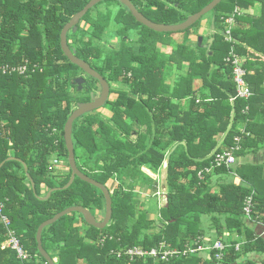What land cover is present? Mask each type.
<instances>
[{"label":"trees","instance_id":"obj_1","mask_svg":"<svg viewBox=\"0 0 264 264\" xmlns=\"http://www.w3.org/2000/svg\"><path fill=\"white\" fill-rule=\"evenodd\" d=\"M88 1L0 0V202L30 255L21 260L10 247L2 248L7 232L0 222V264H47L37 249V228L67 207L79 205L95 217L104 216L102 192L78 177L67 188L43 198L70 178V168L64 176L48 178L53 173L50 162L64 157L69 167L65 122L77 103L89 101L93 85L99 84L87 76L83 84L88 89H79L75 79L83 71L60 46L63 26ZM131 1L150 21L177 24L212 0ZM256 2L259 15L240 12ZM99 6L105 10L99 11ZM230 15L235 19L231 41L222 34ZM208 16L213 32L197 34ZM81 22L88 25L86 37L80 34L84 32ZM112 23L123 37L136 30V50L121 46L104 51L99 40ZM67 42L110 86L105 105L78 117L72 125L77 167L102 184L115 179L117 185L111 192L112 217L106 227L88 225L80 213L73 212L43 229L42 246L52 259L57 258L55 264H215L214 253L205 256L203 251L178 254L164 262L153 258L130 261L110 254L130 246L149 249L160 242L179 250L195 247L207 229L203 218L227 246L220 264H257L243 258L252 252L264 254V237L248 225L252 221L245 220L243 202L252 196V223L263 224V167L237 163L230 169H216V173L233 172L240 180L222 183L216 191L211 188L212 173L200 180L197 172L209 164L219 135L222 142L217 151L242 136L238 159L245 150L264 142V0H221L193 25L177 32L153 31L138 23L118 0H102L85 13L75 32L67 33ZM166 46L171 49L168 53L162 50ZM231 50L244 58L245 79L252 92L247 100L231 101L236 94L234 76L225 60ZM25 60L29 68L37 63L41 71L2 73L1 66H17ZM172 72L171 84L167 76ZM196 81H200L198 88ZM112 84L117 86L112 88ZM104 108L111 112L105 119ZM175 145L166 166L167 204L160 207L157 218L148 217L147 211H138L132 186L149 177L142 167L158 171ZM10 151L14 159H8ZM151 187L156 191V183ZM76 220L85 225L84 233ZM201 238L199 243H206Z\"/></svg>","mask_w":264,"mask_h":264},{"label":"water","instance_id":"obj_2","mask_svg":"<svg viewBox=\"0 0 264 264\" xmlns=\"http://www.w3.org/2000/svg\"><path fill=\"white\" fill-rule=\"evenodd\" d=\"M102 0H89L86 5L77 13L73 15V17L63 26L61 33H60V46L64 53V55L71 61L73 64L77 65L85 74H87L90 77H93L96 79L100 86V95L98 97H95L93 92L90 94V100L87 102H79L77 103L76 108L72 111V113L67 118L65 125H64V143L67 150V162L69 165V168L71 170V175L68 180V182L62 186V187H55L50 189L47 194L43 198H48L50 194L60 188H67L72 184L74 179L76 177L80 178L81 180L95 186L98 188L105 199V212L104 216L101 221H98L95 216L85 207L83 206H70L65 208L64 210L56 213L53 217L43 221L37 228L36 231V243H37V249L40 255L46 260L47 264H55V260L51 258V256L46 252V250L42 246V231L43 229L57 221L62 216L77 212L80 213L84 219V221L95 228L102 229L108 225V223L111 220L112 217V200H111V192L106 184H102L93 178L89 177L88 175L84 174L76 164L75 160V154H74V144L72 140V125L74 121L82 116L85 113L91 112L93 110L99 109L102 106L105 105L109 93H110V86L107 83V81L93 68L90 67V65L82 60L81 58L77 57L75 55V49L71 48L67 42V33L72 30L75 32L78 27V23L80 19L85 15V13L98 4ZM120 3H122L131 13V15L134 17V19L144 25L145 27L156 31V32H177L185 30L186 28L193 25L196 21H198L203 15L207 14L213 8H215L218 3L221 0H212L210 3H208L206 6H204L201 10L198 12L190 15L187 17L184 21L177 23V24H160L155 23L147 19L132 3L131 0H118ZM225 35V33H222ZM213 41V37L209 38V43ZM75 82L79 89L82 88L83 83L85 82L84 77H78L75 79ZM221 145V142L217 145L214 152H216ZM175 146L169 151V153L166 155L165 163L167 164L170 153L174 150ZM165 185H166V179H165ZM33 186V183H32ZM164 197V204H167V193L163 196ZM163 204V205H164Z\"/></svg>","mask_w":264,"mask_h":264},{"label":"built area","instance_id":"obj_3","mask_svg":"<svg viewBox=\"0 0 264 264\" xmlns=\"http://www.w3.org/2000/svg\"><path fill=\"white\" fill-rule=\"evenodd\" d=\"M233 16H227L225 18V22L228 25L227 30L225 31V38L226 40L231 41V27L233 25ZM227 62H229L232 66V74L234 76V83H235V90L236 94L231 99L234 100L236 98H242L247 100L251 95L252 92L248 86V83L245 79L248 71L244 68V58L236 54L233 50L229 52V55L225 59ZM36 69H39L41 71L42 68L37 63L32 64L29 68V62L25 60L22 64L17 66H9V65H3L1 66L2 73H17L20 75L27 74V71L30 70V72H34ZM248 110V107L246 106L242 112L246 113ZM247 135L248 132H245ZM241 139L242 136H235L234 137V144L230 147H227L221 151H216L212 155V158L210 159V162L208 165L202 167L197 172V177L200 180H203L206 175H209L213 173L216 169L219 168H226L230 169L234 164L238 163V157L236 153L240 151L241 149ZM50 167L55 168H68L65 166L59 158H52L50 162ZM254 207L253 199L251 195H248L245 197L243 202V214L247 219L251 220L252 217V209ZM0 222L2 223L4 229L7 232V242L6 245L2 246L4 247H10L12 250L16 252V256L21 260H26L30 257L29 253L23 248L21 245L17 235L15 234L14 230L11 228V220L10 218L4 213V203L0 202ZM264 227V223L261 224ZM199 240V239H197ZM195 247L188 246L185 247L183 250H179L176 248H170L168 245H166L165 242H160L158 246L152 247L149 249H144L139 246H130L126 248H121L117 250H111L110 254L121 258L126 257L130 261H135L137 259L146 260L148 258H153L155 261H167L169 258L178 255L183 254L187 255L188 253H195L199 251H208L213 252L214 260L216 261L215 264H220L221 261L224 258V253L226 249V244L220 240L216 239L210 244L206 243H199V241L195 242ZM239 245L237 244L235 246L236 249H238ZM145 264H154L153 262H146Z\"/></svg>","mask_w":264,"mask_h":264},{"label":"rangeland","instance_id":"obj_4","mask_svg":"<svg viewBox=\"0 0 264 264\" xmlns=\"http://www.w3.org/2000/svg\"><path fill=\"white\" fill-rule=\"evenodd\" d=\"M114 7L118 8V3H115ZM99 9H101L99 11H104L105 10V6L104 7L103 6H99ZM209 18L210 17L208 16V18H205V19H209ZM233 23H235V19L233 20ZM81 26L84 29V32H81L80 34L84 33V37L88 36L89 35V30L85 31V30H87L88 25L85 24L84 22H81ZM115 27L116 26L113 23L110 25V27L108 26V28L106 29V32L103 33L102 39L99 40V45L103 47L104 51L109 52V51L117 49V48H119L121 46L122 47L123 46L124 47H132L134 50H136V48L138 47V42H139V41L137 42L138 35H137L136 30H134L131 33H128V35L124 36L125 37L124 38L123 36L118 35V33L116 32V28ZM192 29H195V27H193ZM224 33H225V31H224ZM177 34L182 35V33H177ZM205 36H207V35H205ZM207 42L209 43V39H208ZM162 49L166 53H168L171 50L170 47L169 48L168 47H162ZM80 75H81V77H84V78H86L88 76L84 72L81 73ZM116 86H117L116 84H112L111 85L112 88H114ZM84 87H85V89H88L86 87V85L83 84L82 89ZM124 89H126V88H124ZM92 92H93L95 97H98L100 95V86H99V84L95 83V85H93ZM115 96L116 95L114 93H112L110 95V98L113 99V97H115ZM108 98H109V96H108ZM75 108H76V106L74 107V109ZM101 113H102L103 118L105 119L111 112H110L109 109L104 108V109H101ZM142 129L143 128L141 127V130ZM133 139H135V136L133 137ZM62 159L60 158V160L64 164L65 163V158L62 157ZM235 165H237V164H234L232 166V168ZM68 168L63 169V168L50 167L49 171L53 172V173H49L48 174V178H50V179L55 178L56 175L64 176V175L67 174ZM58 171H60V173ZM145 173L149 177H147L145 179H142V180H140L138 178L139 180H137L135 182V184L132 186V188H133L132 192H133V195H135V198H136L135 201L137 202L138 211L145 210V211H147V216L148 217H156L157 218V214L159 213L160 207H162L163 204L165 203L164 202V197H163L166 194V190H167L166 185H165V181H164L165 180L164 179L165 176H164V178H162L161 174L160 175L159 174H157V175L152 174L151 175V173H148L146 171H145ZM237 179H238V181H237ZM234 181L238 183L240 180H239V178H235V180L233 179V182ZM115 182H116V180L113 179V183H115ZM154 183H156V191H154V189L151 187V185H153ZM109 187H110L109 190L113 191L114 188L112 189V187L110 185L108 186V188ZM102 217H103L102 214L99 213L98 216H96L95 218L98 221H101ZM207 220H208L207 218H203L202 219L203 226H204L205 222H207ZM245 220L248 222L250 219L245 218ZM251 221L253 222V220H250V222ZM75 225L80 229L81 233H84L85 225L79 224L78 220H76ZM204 236L206 237L205 238L206 239L205 242H206L207 245L212 243L214 240L217 239V235L214 232H211L209 234H205L204 233ZM263 237H264V232H263ZM202 255L207 256L208 255V251L203 252ZM54 260L57 261V258H55Z\"/></svg>","mask_w":264,"mask_h":264},{"label":"crops","instance_id":"obj_5","mask_svg":"<svg viewBox=\"0 0 264 264\" xmlns=\"http://www.w3.org/2000/svg\"><path fill=\"white\" fill-rule=\"evenodd\" d=\"M260 11H261L260 3L259 2H256L249 9H247L245 11H240V12L248 13L251 16H257V15L260 14ZM196 32L199 35H208V34L210 35L213 32L212 19H210V18L209 19H204L201 22L200 26L197 28V31ZM196 32H194L193 34H195ZM191 39L192 40L197 39V35H191ZM176 40H181V38L176 39ZM199 40H200V38H199ZM166 47H168V46H166ZM174 78H175V75H174V72H172L169 76H167V81L172 84L173 81H174ZM199 86H200V81H196L195 82V88H198ZM220 137H221L220 135L217 136V139H219V143L222 142V140L220 139ZM176 146L177 145H175V147ZM220 147H221V145H220ZM258 147L259 148H256L254 146V147H252L250 149L245 150L246 151L245 154L243 156H241L239 158V160H238V165L239 164L261 165L263 167V171H264V142L258 143ZM169 151L167 152V154L169 153ZM14 158L15 157H13V155H11V151H10V154H9V158L8 159H14ZM166 166H167V164L164 161L162 167L158 171H156V172L151 171L147 167H142V170L144 172L146 171L148 173H151V175L152 174H155V175H157V174L160 175L161 174L162 178H164V176H165L164 179H166ZM235 178H238V177H236V175L234 176V173L233 172H229L228 174L227 173H216V172H214V173H212V175L210 177L211 188H212L213 191H216L218 189V185H220L222 183L233 182V179L235 180ZM237 181H238V179H237ZM112 183H113V179H110L107 182L106 185H108V186L110 185L112 187V189H113L117 185V181L115 183H113V184ZM109 189H110V187H109ZM110 192H112V191L110 190ZM166 193H167V190H166ZM248 225L253 228L254 232L257 235L263 236L264 227L262 225H260V224H254V223H248ZM204 227L207 228L205 230V234H209L211 232H214V231H211V230L208 229V227H209V221L205 222ZM200 238L201 237H198L197 239H199V240L196 239V241H200ZM205 238L206 237L203 236L201 238V241H204L205 242ZM243 259H250V260L254 261L257 264H264V254H260V253H254V252L249 253L248 256L244 257Z\"/></svg>","mask_w":264,"mask_h":264},{"label":"flooded vegetation","instance_id":"obj_6","mask_svg":"<svg viewBox=\"0 0 264 264\" xmlns=\"http://www.w3.org/2000/svg\"><path fill=\"white\" fill-rule=\"evenodd\" d=\"M90 94H91V92H90ZM90 100V99H89Z\"/></svg>","mask_w":264,"mask_h":264},{"label":"bare ground","instance_id":"obj_7","mask_svg":"<svg viewBox=\"0 0 264 264\" xmlns=\"http://www.w3.org/2000/svg\"><path fill=\"white\" fill-rule=\"evenodd\" d=\"M231 119V118H230ZM198 179V178H197Z\"/></svg>","mask_w":264,"mask_h":264}]
</instances>
